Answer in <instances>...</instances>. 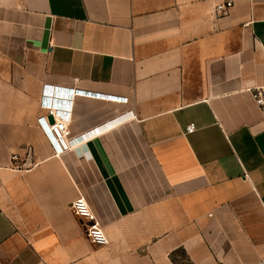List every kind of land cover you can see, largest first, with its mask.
<instances>
[{
	"label": "crops",
	"instance_id": "crops-1",
	"mask_svg": "<svg viewBox=\"0 0 264 264\" xmlns=\"http://www.w3.org/2000/svg\"><path fill=\"white\" fill-rule=\"evenodd\" d=\"M215 2L0 0V264H264V0ZM56 88L79 138L59 156Z\"/></svg>",
	"mask_w": 264,
	"mask_h": 264
},
{
	"label": "built area",
	"instance_id": "built-area-1",
	"mask_svg": "<svg viewBox=\"0 0 264 264\" xmlns=\"http://www.w3.org/2000/svg\"><path fill=\"white\" fill-rule=\"evenodd\" d=\"M214 6V15L217 18L225 17L229 14L230 10L234 7L235 0H215ZM50 90V89H49ZM78 94H85L91 96V93H87L85 91H73ZM55 95V96H50ZM95 97L109 100L112 102H120L126 103L128 101L127 98L104 95V94H94ZM68 98L67 96H64ZM62 95L58 92L48 91L45 89L42 97H41V107L45 110L46 116L40 117L38 120V124L40 129L44 132L48 141L50 142L52 149L55 155H62L66 152L72 151L77 145V140L79 138L72 137V133L69 129L70 123V115L68 113L69 110V101L63 99ZM253 98L256 100L258 105L264 104V96L261 89L253 90ZM50 117L53 118V122L50 121ZM196 130V126L194 123L189 124L186 127V131L188 133H192ZM100 132L99 128H96L88 134L96 135ZM33 150L31 148L27 149V156H31ZM15 161L19 160L18 156H14ZM70 209L73 214L78 217L80 220L84 222H90L89 225L86 226L85 234L88 240L98 247H104L108 245V238L99 223L97 222L95 215L87 203L83 198H79L74 200Z\"/></svg>",
	"mask_w": 264,
	"mask_h": 264
},
{
	"label": "water",
	"instance_id": "water-1",
	"mask_svg": "<svg viewBox=\"0 0 264 264\" xmlns=\"http://www.w3.org/2000/svg\"><path fill=\"white\" fill-rule=\"evenodd\" d=\"M55 91L58 92L63 97L64 96H67L68 97L71 94V91L70 90H65V89L56 88ZM50 121L53 122V118L52 117H50Z\"/></svg>",
	"mask_w": 264,
	"mask_h": 264
},
{
	"label": "trees",
	"instance_id": "trees-1",
	"mask_svg": "<svg viewBox=\"0 0 264 264\" xmlns=\"http://www.w3.org/2000/svg\"><path fill=\"white\" fill-rule=\"evenodd\" d=\"M171 259L174 261L175 264H180L177 259L175 258V254L171 255Z\"/></svg>",
	"mask_w": 264,
	"mask_h": 264
}]
</instances>
